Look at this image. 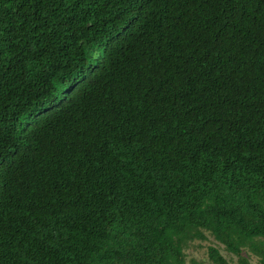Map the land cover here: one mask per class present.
Returning <instances> with one entry per match:
<instances>
[{"label":"trees","instance_id":"obj_1","mask_svg":"<svg viewBox=\"0 0 264 264\" xmlns=\"http://www.w3.org/2000/svg\"><path fill=\"white\" fill-rule=\"evenodd\" d=\"M208 235L264 264V0H0V264Z\"/></svg>","mask_w":264,"mask_h":264},{"label":"rangeland","instance_id":"obj_2","mask_svg":"<svg viewBox=\"0 0 264 264\" xmlns=\"http://www.w3.org/2000/svg\"><path fill=\"white\" fill-rule=\"evenodd\" d=\"M214 244L215 241L212 240L211 236H207L206 239L201 240L200 242H195L194 244H198L193 246L192 248H189L187 250V255L188 256H194L197 258H201L206 264H210L207 261V257H206V245L207 244ZM216 244V243H215ZM220 252L222 254H225L226 257H228L229 255L224 251V249L222 248L221 244H218ZM250 260L253 264H258V262L256 261V258L254 256H250ZM231 264H234L233 262V256H232V260L230 261Z\"/></svg>","mask_w":264,"mask_h":264}]
</instances>
